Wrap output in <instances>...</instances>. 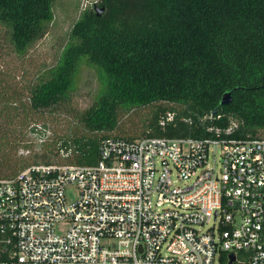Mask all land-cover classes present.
<instances>
[{"label": "built area", "instance_id": "built-area-1", "mask_svg": "<svg viewBox=\"0 0 264 264\" xmlns=\"http://www.w3.org/2000/svg\"><path fill=\"white\" fill-rule=\"evenodd\" d=\"M214 115L203 138H107L95 166L0 177V264H264V136Z\"/></svg>", "mask_w": 264, "mask_h": 264}, {"label": "trees", "instance_id": "trees-1", "mask_svg": "<svg viewBox=\"0 0 264 264\" xmlns=\"http://www.w3.org/2000/svg\"><path fill=\"white\" fill-rule=\"evenodd\" d=\"M55 2L0 0V25L18 57L50 33ZM83 65L96 70L99 91L82 115L92 135L62 144L74 147L70 164L97 165L107 138L206 137L199 119L214 111L222 118L206 125L225 126L232 118L236 138L264 136V0H98L82 11L57 64L29 89L28 102L0 86V177L38 164L18 157L20 138L11 128L33 113L70 102ZM226 92L232 102L220 106ZM162 103L180 108L159 106L141 130L129 137L111 134L118 129L120 109ZM168 111L176 122L163 129L159 122Z\"/></svg>", "mask_w": 264, "mask_h": 264}, {"label": "rangeland", "instance_id": "rangeland-1", "mask_svg": "<svg viewBox=\"0 0 264 264\" xmlns=\"http://www.w3.org/2000/svg\"><path fill=\"white\" fill-rule=\"evenodd\" d=\"M97 3L98 0H56L55 21L51 25L50 33L39 40L23 58L13 53L6 39V29L0 25V86L8 96L15 92L22 102H28L29 89L37 84L46 71L57 64L67 36L82 11L93 8ZM98 91L96 70L83 65L78 73L76 90L72 93L70 102L52 110L33 113L25 124L19 121L16 127L12 126L10 133L16 131L14 134L20 138L17 143L18 157L28 164L34 161L38 164H45L47 161L68 163V158L62 157V151H73L74 147L69 145L70 147L64 148L62 144L64 141L92 135L85 128L82 115L91 109ZM159 106L180 108L178 105L162 103L132 110L120 109L118 129L111 134L120 135V132H125V137H129V133L133 134L135 130L146 127ZM20 117H24L21 111Z\"/></svg>", "mask_w": 264, "mask_h": 264}, {"label": "water", "instance_id": "water-1", "mask_svg": "<svg viewBox=\"0 0 264 264\" xmlns=\"http://www.w3.org/2000/svg\"><path fill=\"white\" fill-rule=\"evenodd\" d=\"M103 11V9L101 10ZM99 13V12H98ZM232 102V96L230 92H226L222 95L220 100V106H227ZM215 113V111L213 112ZM233 260V256H231V261Z\"/></svg>", "mask_w": 264, "mask_h": 264}]
</instances>
